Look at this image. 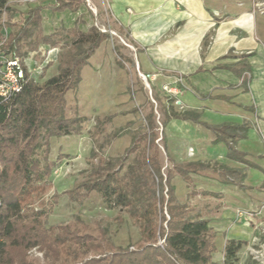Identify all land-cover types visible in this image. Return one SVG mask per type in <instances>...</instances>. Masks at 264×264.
I'll use <instances>...</instances> for the list:
<instances>
[{"label":"trees","instance_id":"1","mask_svg":"<svg viewBox=\"0 0 264 264\" xmlns=\"http://www.w3.org/2000/svg\"><path fill=\"white\" fill-rule=\"evenodd\" d=\"M83 2L48 0L14 20L20 11L8 0H0L1 55L22 59L41 44H61L54 75L40 82L26 73L21 89L0 103V264H34L28 253L32 248L42 252L45 264H215L216 230L208 218L190 213L187 202L179 201L172 179L179 176L184 181L189 189L187 197L216 195L194 185V175L209 177L205 171L214 173L211 177L221 184L248 189L244 183L246 169H264L235 147L238 139L246 137V123L210 124L202 121L200 112L194 109H163V126L172 119L203 126L214 135L211 143L224 142L226 157L243 167L201 160L175 161L169 155L166 159L170 165L164 167L152 109L143 122L129 131L130 141L122 153L98 156L91 162L86 177L64 193L78 203L96 193L108 208H119L114 216L118 223L123 221L120 212L126 213L138 233L127 246L116 245L107 226L92 227L80 218L47 226L49 203L41 199L34 204V197L49 187L51 171L60 163L59 157L48 158L49 139L79 134L82 129L83 117L66 116L65 94L78 86L82 68L109 38L95 25L86 30L74 25L44 33L41 11H76ZM6 28L10 29L7 33ZM238 65L231 69L241 76L240 85L247 90L248 78L242 73L250 71L249 65L244 59ZM154 99L160 102L157 96ZM244 108L253 111L252 107ZM242 244L243 241L226 239V264H234Z\"/></svg>","mask_w":264,"mask_h":264},{"label":"rangeland","instance_id":"2","mask_svg":"<svg viewBox=\"0 0 264 264\" xmlns=\"http://www.w3.org/2000/svg\"><path fill=\"white\" fill-rule=\"evenodd\" d=\"M8 1L20 11L15 14L14 20H18L20 14H25L32 5L48 2ZM104 2H83L92 17V25L96 24L106 30L109 38L101 43L88 59V64L82 68L78 86L65 94L66 116L84 118L81 132L49 139L48 158L54 160L59 157L60 163L51 171L49 187L34 197V204L37 205L41 199L49 203L47 226L80 218L92 227L96 224L107 226L113 242L124 247L138 236L137 228L131 224L126 213L120 212L123 221L118 223L114 216L119 213V208H108L96 193H90L80 203L70 201L64 193L86 177L91 162H95L98 156L110 157L122 153L130 141L129 131L143 122L151 109L155 114L159 135L157 143L164 167L170 165L166 155L175 161L217 162L213 157L219 153V147L212 143L209 145L207 138L201 134L204 127L199 124L193 126L191 121L172 119L165 126L162 125L164 108L169 110L172 107L178 112L186 110L184 90L175 89L169 84L156 86L151 80L154 75L146 77V80L140 76L135 49L141 47L130 41L128 33L111 17ZM251 10L258 17H262V20H258L257 40L264 42V0H251ZM42 15L53 31L72 21L71 14L66 12L55 14L47 10ZM9 30L6 28L4 32ZM39 47L42 51L36 52ZM38 48L28 52H36L35 62L47 61L41 72L37 71L36 64L31 71L32 77L41 82L57 72L56 58L61 51V44L55 47L41 44ZM155 96L160 98L159 103L154 99ZM92 152L94 155H91ZM39 153L42 158L43 148ZM245 157L259 166L262 165L261 167L264 165V156L261 153L247 154ZM246 171L247 179L244 178V183L249 187L246 190H240L233 185H226L227 189L219 190L216 183L218 181L211 177L215 174L208 171H205L209 175L207 183L197 176L193 178L197 189H210L216 195L195 194L187 197L189 189L186 186V190L182 188V195L177 176L172 179L179 201L187 202L190 213H199L208 218L209 224L216 230L217 250L213 255L215 264H226L223 253L226 239L243 241L236 253L234 264H264V172L255 167H249ZM28 253L34 264H45L39 250L32 248Z\"/></svg>","mask_w":264,"mask_h":264},{"label":"crops","instance_id":"3","mask_svg":"<svg viewBox=\"0 0 264 264\" xmlns=\"http://www.w3.org/2000/svg\"><path fill=\"white\" fill-rule=\"evenodd\" d=\"M104 1L105 8L128 33L130 41L141 47L135 49L141 74L148 78L154 75L151 80L156 86L169 84L184 90L186 110L199 111L200 119L206 123H246V137L238 139L235 147L249 155L264 156V42L257 40L258 20L262 17L251 10V0ZM47 10L41 11L44 33L53 32L42 15ZM61 12L72 16L65 28L77 25L86 30L92 25V17L83 3L76 11L53 13ZM78 19L81 22L75 24ZM242 59L250 68L242 73L248 78L247 90L240 85L241 76L231 69L238 67ZM247 106L253 111L244 108ZM201 134L211 145L212 132L204 128ZM215 145L219 153L214 160L230 167L243 166L225 156L224 142ZM195 176L204 183L208 181V177ZM180 179L177 176L182 194V188H186ZM216 183L219 190L228 187Z\"/></svg>","mask_w":264,"mask_h":264},{"label":"built area","instance_id":"4","mask_svg":"<svg viewBox=\"0 0 264 264\" xmlns=\"http://www.w3.org/2000/svg\"><path fill=\"white\" fill-rule=\"evenodd\" d=\"M95 26L100 31L106 32V30L98 25L95 24ZM38 51H42V49L39 47L36 52ZM36 52H28L22 59L17 56L6 57L0 54V103L7 101L14 93L21 89L26 73L29 77H32L31 71L35 64L37 65L38 72L43 70L47 61L35 62L34 55ZM29 62H31L30 65ZM191 150L189 149V152H192ZM162 242L163 239H160L159 244Z\"/></svg>","mask_w":264,"mask_h":264},{"label":"water","instance_id":"5","mask_svg":"<svg viewBox=\"0 0 264 264\" xmlns=\"http://www.w3.org/2000/svg\"><path fill=\"white\" fill-rule=\"evenodd\" d=\"M139 74H140V76H141L144 80H146L145 75H143V74H141V73H139ZM146 85H148V84L146 83Z\"/></svg>","mask_w":264,"mask_h":264}]
</instances>
